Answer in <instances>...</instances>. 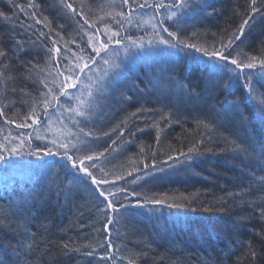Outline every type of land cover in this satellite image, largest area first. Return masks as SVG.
Listing matches in <instances>:
<instances>
[{
  "label": "trees",
  "instance_id": "obj_1",
  "mask_svg": "<svg viewBox=\"0 0 264 264\" xmlns=\"http://www.w3.org/2000/svg\"><path fill=\"white\" fill-rule=\"evenodd\" d=\"M172 1L180 3L139 0L148 6L134 7L133 22L122 21L120 27L105 14L127 13V8L112 7L111 0H67L84 16L74 15L60 0H0V13L8 17L0 16V49L7 53L0 58V264H264V106L245 86L250 81L255 96L264 94V70L231 64L233 58H264V0H256V12L252 0H185L178 21L164 20L168 32L134 27L148 11L158 23ZM160 3L165 7H152ZM249 17L244 35L235 40L232 34ZM105 25L119 35L94 60L88 37L98 35L108 43ZM169 32L185 44L160 43V37L176 43ZM120 38L121 48L130 50L118 57L123 62L106 57ZM229 38L232 46L221 49ZM187 44L209 51L214 46L229 59L205 56ZM55 47L61 55L51 56L59 63L47 51ZM79 55L95 63L88 60L77 87L62 96L56 69L75 64ZM41 81L59 97V106L53 102L41 111L48 90ZM79 86L93 92L87 118L67 111L76 105L73 93ZM34 105L40 125L29 119L31 127H18ZM53 116L62 124L57 141L82 142L81 151L69 155L96 156L84 166L108 183L97 188L43 132ZM193 146L200 154L185 161L180 154ZM17 147L19 154L5 151ZM40 149L45 151L37 155ZM27 163L28 175L5 180ZM102 190L116 193L108 199L117 210L105 207ZM165 194L178 199L148 202ZM63 244L79 251L66 253Z\"/></svg>",
  "mask_w": 264,
  "mask_h": 264
},
{
  "label": "snow or ice",
  "instance_id": "obj_2",
  "mask_svg": "<svg viewBox=\"0 0 264 264\" xmlns=\"http://www.w3.org/2000/svg\"><path fill=\"white\" fill-rule=\"evenodd\" d=\"M9 2L11 3V0H9ZM255 3H256V0H252L253 7H252L251 10L253 12L258 11V9H256L254 7ZM60 4L64 8H67V9L71 10V12L74 15L84 16V12L82 10L79 13H77V10L75 8H73L72 4L67 3V0H60ZM111 6L112 7H119V8H125V7L127 8V13H125V11H117V12H115V14H113L112 12H108V13L105 14L107 16L112 17V19L116 22L117 25H119L120 27H123L122 21L126 20L128 23H132L133 22V8L134 7L143 8V7H147L148 5H147L146 2L144 4H140L139 0H118V2H117V0H111ZM184 6H185V0H180L179 4L173 3L170 7H171V9H176V11H170L169 14L166 17L158 18V23L153 24L152 27L154 29L159 27L164 32H168V29L166 27H163L164 20L165 19H173L175 17L177 19V21H178L179 20V16L177 15V13ZM28 7L29 8H34V7H37V6L34 3H29ZM80 7L82 9L83 5L81 4ZM152 7L156 8V9H160V8H164L165 5L160 3V4H154V5H152ZM20 10L21 11H25L24 8H21ZM32 15L35 16V13H32ZM0 16H5V19H8V17L5 14H3V13H0ZM117 16L120 17L121 19L117 20L116 19ZM97 19L103 20L104 17L98 16ZM250 20H251V17H249L248 19L243 20L240 28L238 29V34L237 33H233L232 34L235 40H240L241 39V37L244 35L245 27L249 25V21ZM85 23H89L87 18H85ZM77 24L81 28L84 27V25L79 24V21H77ZM91 26H92L93 29H95V31L97 33H99L101 31V29L96 28L95 22H92ZM103 32L105 33V39H107L108 43H104L103 40H101L98 35H90L88 37V42H89V44L92 45V52L95 55H100L101 52H107V50L109 48V44L111 42H113V38L119 35L118 32L110 31V29L107 27V25H105V27L103 29ZM168 34H169V36L176 37V43L175 44H173L169 40L163 39L162 37H160L159 42L163 43L165 45L173 46V47H178L180 45L185 44V41L179 39V37H178L176 32H169ZM43 35H44V33L41 32L40 36H43ZM128 39H131V38H128ZM233 42H234V40L232 38H229L226 43L221 42L220 48L221 49H228V48H230L232 46ZM19 43L20 42H18V44ZM55 43L56 42L53 41V44H55ZM73 43H75V41H73ZM115 43L119 44L120 41L119 40H115ZM132 43H135V41H132ZM187 47L188 48H192V49H194V50H196L198 52H201L205 56L218 58L220 61H228V59H229V56L225 55L224 51L215 50L214 46H213V50H211V51H209V49L205 48V47H198L196 44H187ZM47 51L50 54V59H53L55 63H59V60L56 59L55 57L51 56V54L55 53L57 57L60 56L61 55L60 48L59 47L50 48V49H47ZM81 52H83V49H81ZM6 55H7L6 51L0 49V58L6 57ZM237 56H239V53H237ZM74 59L76 61L75 64H73L71 66L65 65L63 70H61L60 68L56 69V73H55L56 76L57 77H61V79L59 80L58 91L60 92V95H62V96L71 95L68 90L71 89V88H76L77 87V84L79 82V74L83 73L84 69L88 68V60H92L91 56H88L87 58H85V56H83V55L74 56ZM92 63L94 64L95 61L92 60ZM105 63H107V61H105ZM231 64L235 65L237 68H249V69L259 66L262 70H264V58H258V57H255V56L247 57L246 60H240V59H237V58H233L231 60ZM215 67H217V65H213V68H215ZM65 71L68 73V75H66V76L64 75ZM2 74L3 73L0 72V75H2ZM41 83H43L44 87L48 89L47 92L44 93V99L41 101V103L43 104V108L41 109V111H46L49 107H51V104L53 102H55L59 106V97L53 92V90L51 88H48L47 83H45L44 81H41ZM245 86L247 87V90H248V93L250 94V96H252V98L256 99L257 102L260 105L264 106V94H260V96H258V97L255 96L254 95L255 89L253 88V86H252L250 81L246 82ZM49 96H51V100L48 99ZM87 96H88L89 99H82L80 97L73 96V99L76 100V105L74 107L67 108V111L73 115V118L76 117V116L85 117V118L88 117L89 110L92 107V98H93V92H92V89H91L90 86L88 87V90H87ZM3 113H4V109H3V107H0V115H3ZM133 115H135V113H133ZM29 119H31L33 121V123H35V124H40L41 123L40 117H39V115L36 112V106L35 105L31 108V111L29 112V114L23 117L24 122L21 123V124H18L17 126L21 127V128L31 127L32 125L28 123ZM8 122L9 123H16L15 120H9ZM87 135L90 136L91 133H88ZM31 138H32L31 134H29L28 139H31ZM80 143H82V142H80L78 139H77L76 142H69V143H64L61 140L59 142V144H58V147L62 148L64 150L63 151V155L67 158L68 161L71 162L72 167L75 168L76 171H78V172L82 171L86 176H88L92 180V182L97 186V188H99L102 183H108V181H106V180L105 181L97 180L95 178V176L92 174V172L89 171V168L84 166V161H93L94 159H96V156L87 155L86 154V155H84L82 157L77 156L76 159H73V157L71 155H69V152L72 151V150H75L76 152L81 151V148L79 146ZM113 143H115V141H113ZM233 143H235V142H233ZM20 144L21 145L23 144V139H20ZM53 144L56 145L57 141H53ZM236 148L239 151H246V149L243 148L240 145H236ZM5 151H8L10 154L11 153L19 154L18 147L17 148H11V149L5 148ZM43 151H45V150L44 149H40V150L37 151L36 154L39 155ZM47 154L48 155H52L53 154L51 149H47ZM57 154H60V153L58 152ZM199 154L200 153H199L198 149L195 146H193V147L188 149L187 153H181L180 155L184 156L185 161H191V160H193L195 158L196 155H199ZM99 155H103V153H100ZM261 155H262V157H264V150L261 151ZM3 158L4 157L2 155H0V159H3ZM169 159H173V157L170 156ZM94 166L95 165H93V167ZM118 178H122V177H118ZM261 180H262V182H264V178H261ZM120 191L126 192L127 190L126 189H120ZM99 195L105 197V200H106L105 207L106 208H111L113 210H117L116 209V205L113 203L112 199H108V197H115L116 193H114L111 190H107V191H103L102 190V191L99 192ZM133 195H136V193H133ZM229 195H234V194H229ZM180 198H182V197H180ZM168 199L175 200V199H178V198L177 197H168L165 194V195L160 196L159 198H153V199H151L148 202L157 203V204H163ZM172 206L173 207H182L183 205H181V204H173ZM119 207L123 208V207H125V205L121 203L119 205ZM260 211H261V215L264 216V208H262ZM111 223H112V221L109 220L108 224H111ZM107 243L109 245H111L112 244L111 239H109L107 241ZM62 249L66 253L67 252L79 251L78 248H70V246L68 244H63L62 245ZM250 254L253 255V256L256 255L255 251H252L251 249H250ZM88 255H92V253L89 252ZM105 258L107 259L109 257L106 256ZM129 264H135V260H129Z\"/></svg>",
  "mask_w": 264,
  "mask_h": 264
},
{
  "label": "rangeland",
  "instance_id": "obj_3",
  "mask_svg": "<svg viewBox=\"0 0 264 264\" xmlns=\"http://www.w3.org/2000/svg\"><path fill=\"white\" fill-rule=\"evenodd\" d=\"M174 3V1L172 2H167L168 5H172ZM175 4H178V2H175ZM170 11H173V9H171ZM169 11V12H170ZM146 15L143 16V18H141L140 20H137L136 21V24H135V28H137L139 31L141 30V32H144V31H150V32H153V27L152 25L154 24L153 22V17L150 14V12L148 11L147 13H145ZM117 40V39H116ZM120 41L119 44L115 43L114 45L117 47L115 49H112L113 51H110L108 53H106V57L109 58V59H114V60H117L119 59L118 57H121L123 58L124 55L126 53H129V49H125V48H121L122 44H123V41L122 39H118ZM133 44L131 42H127V47L129 46H132ZM138 46H140V44H138ZM133 47H136V44L133 46ZM97 56H95L94 60L97 59ZM117 57V58H116ZM121 62H123V59H119ZM148 64L150 65V61L148 62ZM90 77V76H89ZM107 77V74L105 76V78ZM104 78V79H105ZM88 80V79H87ZM89 84H91V82H89ZM88 85V84H87ZM71 89H74V88H71ZM87 88L84 89L83 87L79 86L77 88V90L73 93L74 96H84V95H87ZM40 125V124H39ZM62 127V124L60 122V120L56 117V116H53L46 124H45V127L43 128V132L49 134L48 138H50L52 141H57V138H58V135H60V129ZM60 131V132H59ZM59 142V141H57ZM76 142V141H75ZM42 160L41 157L35 159V160H27L25 159L26 161H30V162H35V161H39V160ZM28 164H31V163H27V165H23L19 168H17V173H12L11 176L5 178L6 179H9L12 181V179H14V177H24L25 174L24 173H28L30 172L31 168L30 166H28ZM27 167V168H26ZM13 170V169H12ZM12 170H8L7 172L8 173H11ZM7 174V173H5ZM4 175V174H3ZM2 176V175H0ZM0 179H3V178H0Z\"/></svg>",
  "mask_w": 264,
  "mask_h": 264
}]
</instances>
